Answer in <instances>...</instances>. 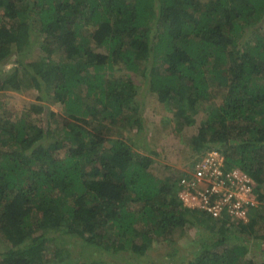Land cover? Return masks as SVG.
I'll return each instance as SVG.
<instances>
[{"label": "trees", "instance_id": "obj_1", "mask_svg": "<svg viewBox=\"0 0 264 264\" xmlns=\"http://www.w3.org/2000/svg\"><path fill=\"white\" fill-rule=\"evenodd\" d=\"M7 66L0 94L29 79L33 101L18 119L0 105V264H148L193 229L179 264H264V0H0ZM141 92L178 136L196 128L197 157L217 148L251 177L246 221L186 208L181 173L151 171ZM117 121L134 138L112 139ZM54 234L76 245L53 255Z\"/></svg>", "mask_w": 264, "mask_h": 264}, {"label": "rangeland", "instance_id": "obj_2", "mask_svg": "<svg viewBox=\"0 0 264 264\" xmlns=\"http://www.w3.org/2000/svg\"><path fill=\"white\" fill-rule=\"evenodd\" d=\"M48 48V46H47ZM38 50V49H37ZM12 61L14 59L12 58ZM4 68V69H3ZM10 66L1 67V73L4 74L5 70H8ZM143 66L141 67V69ZM141 71H139L140 75L133 76L135 80V84L139 86L141 85L143 79L141 76ZM127 72H114L112 74L113 78L121 79L123 75H126ZM2 75L1 77H3ZM30 80L27 79L26 83L22 88L17 91V93L7 92V94H0V105L1 108L3 104H8L12 101L17 100V105L14 102V108L7 111L5 107H3L1 114L3 117L10 116L13 119H18L21 116V108L23 106L29 105L33 100L32 98V88H31ZM142 103V113L141 117L143 119L144 124V133H141L137 136V139L141 140V146L144 151H155L159 154V156H153L155 158V162L153 164V172L159 177H165L169 173L174 172L175 169L185 170L187 168V164L193 161L198 155L195 146L189 143V137L192 133H196V128L190 131L184 129L182 135L178 136L176 132L174 133V128L172 129V125H170L166 120L171 118L169 113H166V108L160 105L155 96L147 95L144 99L143 93L141 92ZM32 98V99H31ZM40 114L32 113L29 115V120L33 121V119L38 118ZM197 121L202 119V112L196 117ZM45 125L43 124V128ZM115 136L111 137L112 139L119 138L121 140L127 139L128 137L134 138V130L130 131L126 126H122V123L117 121L116 128L110 131ZM187 135V137L185 136ZM143 140V141H142ZM5 149V148H3ZM225 160V157H224ZM225 164V162H224ZM185 165V166H184ZM183 167V168H182ZM226 167V166H225ZM57 236L61 237V234H54V249L52 254L54 255V250H63L67 245L74 244L76 245V239H72L69 236L65 238H57ZM196 236V231L189 230L186 234H184L179 240L175 241V245L177 247V251L174 252L171 257L168 253L169 249L161 246L160 244L154 245L153 250L149 253L147 257L148 264H151L152 261L157 264H179V259L181 256H188L190 249H193L195 246L194 238ZM51 237V236H50ZM48 237V238H50ZM1 240V235H0ZM70 257L73 259L78 256V249L71 250ZM253 252H251L252 254ZM83 255V253H81ZM90 260H92L90 258ZM178 260V263H177Z\"/></svg>", "mask_w": 264, "mask_h": 264}, {"label": "built area", "instance_id": "obj_3", "mask_svg": "<svg viewBox=\"0 0 264 264\" xmlns=\"http://www.w3.org/2000/svg\"><path fill=\"white\" fill-rule=\"evenodd\" d=\"M212 160L205 159L196 169L197 181H203L204 185L194 189V195L185 193L182 198L193 202L191 205L198 206L211 216L216 217L226 211L230 216L246 221L254 203L251 197L253 181L238 170L222 175L218 169L220 162ZM207 172L209 174L205 177Z\"/></svg>", "mask_w": 264, "mask_h": 264}, {"label": "clouds", "instance_id": "obj_4", "mask_svg": "<svg viewBox=\"0 0 264 264\" xmlns=\"http://www.w3.org/2000/svg\"><path fill=\"white\" fill-rule=\"evenodd\" d=\"M128 129L130 130V128H128ZM130 131H132V129ZM221 152L222 151H220L219 149L213 148V149H211L209 151H206V153L203 154L201 157L195 156L196 158L192 161V165L187 164L188 166H187V168L185 170H181V168H180V169H175L174 172L175 173H181V176H180L181 178L179 179V182H178V187H179L178 197H179V200L182 202V204L186 208H189V209H191L193 211H196V212H199V213L206 214V215L210 216L212 219H216V220L218 219L219 221H226L228 223V225H230L231 228H232V227H235L236 224H238V221L239 220H242V219H238V218L232 217L226 211L221 212L216 217L211 216L210 214H208L204 210L200 209L198 206L191 205L193 202L184 200L182 198V196H184L185 193H189L190 195H194V189H197V188L201 187L202 184L204 185V182L203 181H201L200 183H198L197 177H196V172H197L196 169H197V167L199 165H201L204 162L205 159H211L212 158L213 159L212 160L213 162L219 161L220 163H219L218 169H219V171L221 172L222 175H225L226 173H229V172H231L233 170H238V171H241L242 173H244L242 170H240L237 167H233V168H230V169L226 168L225 167V164H224V162H225L224 156H223V154H221ZM145 153H147V151ZM148 155L150 156V158L154 162H155V158L153 156H159L158 153H157V155L156 154L155 155L148 154ZM151 171L153 172V165H152ZM209 172L206 173V176L205 177L208 176ZM171 173H173V170H172ZM244 174L247 175L246 173H244ZM249 178L251 179V177H249ZM254 192H255V182L253 181V192H252V196H251L252 198H254V195H253ZM249 212H250V209H249ZM248 215H249V213H248ZM247 219H248V216H247Z\"/></svg>", "mask_w": 264, "mask_h": 264}]
</instances>
